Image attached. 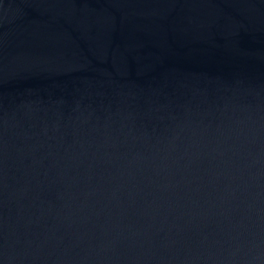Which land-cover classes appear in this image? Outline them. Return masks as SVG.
Wrapping results in <instances>:
<instances>
[{
  "label": "water",
  "instance_id": "obj_1",
  "mask_svg": "<svg viewBox=\"0 0 264 264\" xmlns=\"http://www.w3.org/2000/svg\"><path fill=\"white\" fill-rule=\"evenodd\" d=\"M0 264H264V0H0Z\"/></svg>",
  "mask_w": 264,
  "mask_h": 264
}]
</instances>
